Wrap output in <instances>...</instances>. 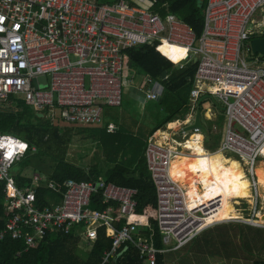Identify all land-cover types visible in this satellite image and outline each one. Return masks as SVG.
<instances>
[{
    "label": "built area",
    "instance_id": "1",
    "mask_svg": "<svg viewBox=\"0 0 264 264\" xmlns=\"http://www.w3.org/2000/svg\"><path fill=\"white\" fill-rule=\"evenodd\" d=\"M154 4L150 2V9H144L129 0L114 4L101 0H0V102L10 96L22 97L38 113L46 111L51 120L101 124L106 109L122 107L125 50L153 41L185 50L180 69L193 58L197 60L191 111L206 95L222 102L227 128L219 151L234 153L249 165L257 194L256 166L258 159H264V63L258 64V57L247 61L243 49L251 52L249 29L264 0H207L199 38L175 15L154 11ZM41 77L46 81L38 80ZM149 82V88L139 89L137 99L157 102L163 86ZM9 139L14 142L11 155L6 147ZM15 142L26 147L21 150ZM0 144L5 145L0 147V182H5L6 200L0 239L21 241L26 250L36 247L48 233L69 234L74 228L92 246L99 230L105 229L112 245L102 264L116 258L127 243L139 251L144 264H157L158 254L181 250L221 223H207L219 201L196 209L187 206L183 190L170 174L172 160L181 153L175 146L151 141L145 151L164 245L157 249L135 225L116 229L112 207L102 211L90 207L92 196L101 192L103 204L118 202L121 213L130 215L137 205L136 190L104 181L66 180L61 198L42 205L36 190L43 179L35 177L33 188L26 192L17 187L11 174L13 167L36 149L4 133H0Z\"/></svg>",
    "mask_w": 264,
    "mask_h": 264
},
{
    "label": "trees",
    "instance_id": "2",
    "mask_svg": "<svg viewBox=\"0 0 264 264\" xmlns=\"http://www.w3.org/2000/svg\"><path fill=\"white\" fill-rule=\"evenodd\" d=\"M119 0H102L107 4H114ZM147 3L155 1L152 9L161 15L173 14L188 24L199 38L204 29V10L207 0H144ZM259 21L254 23L255 17ZM250 25L251 39L264 37V6L259 9ZM124 66L137 67L144 77L153 82H159L163 94L159 101H148L144 108L136 106L139 114L137 120L148 127L147 138L163 129L175 120L185 119L189 112L191 92L195 83L197 63H189L184 68H178L183 55L173 52L165 55V45L159 41L149 42L124 51ZM164 74L166 78L163 79ZM202 105L200 106V110ZM218 111L220 109L216 108ZM123 111V115L122 112ZM221 112V111H220ZM130 114L129 108L123 107L116 111L107 110L104 123L105 130L118 127L120 119ZM136 118V117H135ZM169 124V125H170ZM117 130V131H118ZM0 132L13 134L25 140L36 153H30L17 163L21 169L30 165L32 158H48L52 161V169L46 182L36 190L38 202L47 205L53 198H61L63 183L66 180L104 181L120 187L137 191L136 207L130 215H123L120 203L111 202L103 204L101 192L95 193L91 200V209L105 210L113 208L115 228L121 229L124 225H135L140 234L153 242L157 249H163L161 233L157 224V195L147 168L145 153L137 160L133 168L123 164H115L107 168L99 160L90 167L74 165L67 160L69 145L74 137V127L69 125H52L48 120L37 117L35 110L24 100L10 96L6 102L0 103ZM16 165V166H17ZM14 183L19 189L29 192L33 178L23 176L21 171L12 172ZM53 185L54 188L49 186ZM5 182H0V232L5 225ZM251 193V191H250ZM233 218L237 216L231 215ZM208 221L218 222L225 217L216 211ZM112 241L107 237L105 229L99 230L97 239L92 246L84 238H80L76 229L69 234L48 233L36 247L26 250L21 241L9 238L0 239V264H102L104 253L111 248ZM127 248L126 251L124 249ZM116 258L105 264H144L140 254L131 243L124 245ZM163 254L157 255V264H164ZM252 264H264L262 260L253 261Z\"/></svg>",
    "mask_w": 264,
    "mask_h": 264
},
{
    "label": "rangeland",
    "instance_id": "3",
    "mask_svg": "<svg viewBox=\"0 0 264 264\" xmlns=\"http://www.w3.org/2000/svg\"><path fill=\"white\" fill-rule=\"evenodd\" d=\"M129 1L141 8L150 9L149 3L144 0ZM258 21L259 17L257 16L254 23ZM243 53L247 61L258 57L261 60L258 64L264 63V59H261L260 55H254L246 47H244ZM193 60L186 65L193 62ZM122 74L124 86L122 107L124 104L127 109L129 108L130 114L127 116L136 121L139 114L136 106H140L139 103H142L143 100H136L137 97L133 87L139 88L145 81V77L133 65H126ZM215 103L220 108L224 107L217 97H213V100L206 99L202 103L201 120L207 128V133L199 132L203 137L202 145L208 153L214 155L220 161L221 168H227L229 160H233L236 165H239L241 172L246 177L248 188L244 199L238 200L239 202L232 197L221 198V202L225 205V211H218L223 216L225 215L226 220L218 221L221 222L218 223L219 226L214 224L179 253L166 255V264H252L256 260L264 261V221L259 218L260 214L264 215L262 190L258 183V193H255L249 174V165L243 159L231 152L223 151L219 153L217 151L224 140L227 118L224 112L216 109L217 105ZM111 109L116 111L118 108ZM191 116H194V114L192 113ZM189 118L188 114L184 120L166 125L162 130L156 132L151 139L147 138L144 132L146 129H143L142 125L140 127L138 125L134 126L124 120H120L121 130L118 131L112 128L106 132L105 126L107 125L104 122L88 126L72 125L74 127V137L69 145L67 160L82 167H90L99 160V162L103 161L107 168L117 163L133 168L137 160L145 153L146 145L150 141H156L159 144L170 142L172 146H176L174 139H178L179 142L188 141L195 133L190 132L181 136L179 131ZM162 132L168 135L165 140L161 139ZM171 132L175 136V138L172 136L174 139H169ZM178 147V151L183 153L175 157L172 168L176 163L182 161L183 157L190 154V151L183 146ZM52 164V161L48 158L34 157L25 169H21L16 164L17 166L13 167L11 174L15 171H21L23 176L32 177L33 181L38 176L46 182L47 176L53 167ZM262 164H264V159H258L256 167ZM234 212L238 217L233 218L231 216ZM255 214L257 216L253 219Z\"/></svg>",
    "mask_w": 264,
    "mask_h": 264
},
{
    "label": "bare ground",
    "instance_id": "4",
    "mask_svg": "<svg viewBox=\"0 0 264 264\" xmlns=\"http://www.w3.org/2000/svg\"><path fill=\"white\" fill-rule=\"evenodd\" d=\"M173 52L181 53L183 59L185 58V50L165 45V55L169 56ZM161 137L162 140H165L168 135L162 132ZM202 142L203 137L200 133L193 134L183 144L190 154L176 163L174 168L171 164L170 174L174 182L183 190L186 204L190 209L208 206L211 201H219L218 210L224 212L225 205L221 202V198L232 197L237 201L244 199L248 183L239 165H236L233 160H229L228 167L221 168L220 161L204 149ZM174 161L175 158L172 162ZM256 174L264 200V164L257 167ZM262 216L263 214L259 215L260 220H262Z\"/></svg>",
    "mask_w": 264,
    "mask_h": 264
},
{
    "label": "crops",
    "instance_id": "5",
    "mask_svg": "<svg viewBox=\"0 0 264 264\" xmlns=\"http://www.w3.org/2000/svg\"><path fill=\"white\" fill-rule=\"evenodd\" d=\"M125 67V66H124ZM178 68H180V66H178ZM165 76H163V79H165L166 78V74H164ZM149 78H147V77H145V81L143 82V84H141L140 85V87L139 88H135V87H133V89L135 90V94H136V97H137V95H138V91H139V89L140 88H149L150 87V84H151V82H149ZM151 81V80H150ZM153 82V81H152ZM159 83V82H158ZM143 88V89H144ZM195 88V83H194V87H193V89ZM163 91H164V88H163ZM191 94H192V92H191ZM13 97H15V96H13ZM16 99H22V100H24L25 101V99H23L22 97H15ZM190 99H191V97H190ZM137 101H139V100H142V99H136ZM199 101V100H198ZM205 101V100H204ZM203 101V102H204ZM6 102V101H5ZM26 102V101H25ZM0 103H4V102H0ZM147 102H142V103H139L141 106H142V108H144V105L146 104ZM202 105V104H201ZM200 105V106H201ZM218 107V106H217ZM33 108V107H32ZM219 109H220V111H222L221 110V108L220 107H218ZM35 110V109H34ZM107 110H109V109H106L105 110V113H104V119H105V115H106V112H107ZM196 110H197V108L195 109V111H191V108L189 107V112H188V114H189V116H190V118H189V120H187V122L184 124V126L180 129V135L182 136L183 134L181 133V131H182V129L186 126V125H189V124H192L193 122H194V116H195V114H196ZM121 112H122V115H123V111L122 110H120ZM35 112H36V114H38V112L35 110ZM222 112H224V111H222ZM194 114V116H191V114ZM225 113V112H224ZM43 115H44V117L42 118V119H46V120H48L52 125H69V126H72V125H74V124H68V123H65V122H62V121H60V120H51L50 118H48V116H47V112L45 111V112H43L42 113ZM187 114V115H188ZM186 115V116H187ZM226 116V115H225ZM104 119H103V122H104ZM120 120H124V118H121ZM180 120H183V119H180ZM180 120H175V121H173V122H171V123H177V122H179ZM125 121V120H124ZM202 121V120H201ZM102 122V123H103ZM126 122H128V123H131V124H133L134 126H139L140 127V125H142V123H141V121H138V120H136V121H134L133 119H131L130 117H128L127 116V119H126ZM120 123V122H119ZM170 124V123H169ZM168 124V125H169ZM80 126H83V125H80ZM88 126V125H87ZM143 126V129H146V131H144L145 132V134L147 135V131H148V127H146V126H144V125H142ZM116 131L118 130V127H113ZM142 128V127H141ZM112 129V128H111ZM109 130V129H108ZM162 130V129H161ZM158 132V131H157ZM199 132H201V131H199ZM199 132H196V133H199ZM1 133V132H0ZM190 133V132H189ZM193 133H195V132H193ZM202 133V132H201ZM200 133V134H201ZM5 134V133H4ZM186 134H188V133H186ZM186 134H184V135H186ZM11 135H13V134H11ZM179 135V136H180ZM14 136H16V135H14ZM154 136V135H153ZM173 133L171 132L170 134H169V139H172L173 137L175 138V136H173ZM18 137V136H17ZM173 138V139H174ZM184 138V137H183ZM224 138H225V135H224ZM168 139V140H169ZM185 139V138H184ZM23 140V139H22ZM25 141V140H24ZM174 141H175V144H176V149H178L179 147L178 146H183V144L187 141V140H185L184 142H179L178 141V139L176 140V139H174ZM180 141H182V140H180ZM224 141V140H223ZM151 142V141H150ZM156 142V141H155ZM149 143V142H148ZM147 143V144H148ZM223 143V142H222ZM163 144H165V145H167V144H169V145H171V143L170 142H164ZM222 145V144H221ZM147 146V145H146ZM33 148H35L36 149V147H34V146H32ZM220 149V148H219ZM145 151H146V148H145ZM217 151H219V150H217ZM216 151V152H217ZM37 152V149H36V151H35V153ZM183 152H181L180 154H182ZM34 154V153H33ZM256 169H257V167H256ZM33 186H34V183H32V187H31V189L33 188ZM30 189V190H31ZM241 212V211H240ZM239 212V213H240ZM238 213V214H239ZM225 216V215H224ZM234 217H238V215L237 216H234ZM225 220H226V217L224 218ZM229 219V218H228ZM223 220V219H222ZM224 220V221H225ZM227 221H231V220H227ZM207 223H210L209 221L207 222ZM218 225V224H217ZM221 225V224H220ZM219 226V225H218ZM214 227H216V226H214ZM185 248V247H184ZM181 250H183V248L181 249ZM181 250H178V251H167L166 253H164L163 254V257H164V264H166L167 262H166V255H170V254H173V253H179Z\"/></svg>",
    "mask_w": 264,
    "mask_h": 264
},
{
    "label": "water",
    "instance_id": "6",
    "mask_svg": "<svg viewBox=\"0 0 264 264\" xmlns=\"http://www.w3.org/2000/svg\"><path fill=\"white\" fill-rule=\"evenodd\" d=\"M250 47H251V52L254 55L258 54V55H260V57L264 58V37L252 39L251 42H250ZM196 61L197 60L195 59L194 63H196ZM38 80L46 81V78L45 77H41ZM38 80H36V81H38ZM206 99H212L213 100V97L210 96V95H206V96H203V97H201L199 99L198 107H197V110H196V114L194 116V122L192 124L186 125L181 131L182 134H186V133H189V132H195L196 133V132H199V131L207 133V128L205 127V125L201 121V112H200V105ZM221 110L225 111V107H221ZM37 117L43 118L44 115L42 113H38ZM262 220L264 221V215L262 216ZM126 250H127V248L124 249V251H126Z\"/></svg>",
    "mask_w": 264,
    "mask_h": 264
},
{
    "label": "clouds",
    "instance_id": "7",
    "mask_svg": "<svg viewBox=\"0 0 264 264\" xmlns=\"http://www.w3.org/2000/svg\"><path fill=\"white\" fill-rule=\"evenodd\" d=\"M21 145H22L23 147H21ZM13 146H14V142H13L11 139H9L8 142H7V145H6V147H7V149H8V153H7L8 155H11V154H12ZM0 147H5V145L0 144ZM15 147H17V148H19V149L22 150L23 148L26 147V145L23 144V143H20V142H15Z\"/></svg>",
    "mask_w": 264,
    "mask_h": 264
},
{
    "label": "snow or ice",
    "instance_id": "8",
    "mask_svg": "<svg viewBox=\"0 0 264 264\" xmlns=\"http://www.w3.org/2000/svg\"><path fill=\"white\" fill-rule=\"evenodd\" d=\"M21 147H23V146L21 145Z\"/></svg>",
    "mask_w": 264,
    "mask_h": 264
}]
</instances>
